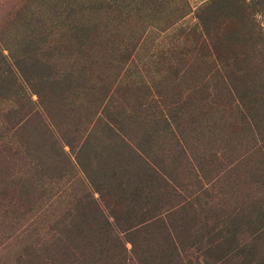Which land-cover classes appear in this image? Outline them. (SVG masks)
Listing matches in <instances>:
<instances>
[{
	"label": "rangeland",
	"instance_id": "374dc122",
	"mask_svg": "<svg viewBox=\"0 0 264 264\" xmlns=\"http://www.w3.org/2000/svg\"><path fill=\"white\" fill-rule=\"evenodd\" d=\"M210 1L0 0V83L11 81L14 93L20 94L15 99L20 96L23 103L35 102L36 96L24 82L19 79L20 85L15 84L10 74L15 73V61L25 59L27 67L34 66L27 77L43 76V71L51 82H63L52 101L45 98L42 108L33 107L36 116H32V124L40 125L42 137L45 132L48 138L53 134L59 138L75 128L85 136L103 121L104 107H109V114L118 115L126 139L133 142L143 135L152 118L167 112L183 113V134L189 143L184 145L186 154L192 163L196 158L205 163L209 182L202 188L210 192L208 200L221 209L219 214L245 206L244 216L239 218L242 223L253 211V222L244 220L245 231L237 237L248 240L254 234L253 223L264 214V143L254 128L251 136L241 119L242 104L233 109L237 97L228 95L208 57L195 48L190 33L198 26V11ZM233 1L237 0H221L216 6L219 17L215 26L220 37L237 27L230 18ZM261 15L257 13L256 19L264 22ZM234 52L233 62H242L246 70L245 80L257 83L251 89L256 98L264 91V74L259 78L247 69L264 56L249 44L235 46ZM240 86L237 95L241 97L244 86ZM9 105L12 103H0V264H28L24 245L45 236L42 228L41 234L30 230L34 228L32 220L17 219L10 211L11 182L24 175L31 179L35 172L31 159L24 163L23 154L13 155L17 143L1 118ZM262 122L264 126V117ZM171 143V138L158 135L153 144L156 154L171 155L172 151H167ZM183 164L185 180L194 182L189 165ZM63 173L66 177L60 183L44 187L52 193L61 190L70 194L69 198L64 194L61 200H43L42 205L62 209L81 193L84 178L80 171L70 167Z\"/></svg>",
	"mask_w": 264,
	"mask_h": 264
},
{
	"label": "trees",
	"instance_id": "16d2710c",
	"mask_svg": "<svg viewBox=\"0 0 264 264\" xmlns=\"http://www.w3.org/2000/svg\"><path fill=\"white\" fill-rule=\"evenodd\" d=\"M219 2L211 0L200 8L198 26L190 34L195 48L204 52L223 80L228 95L237 97L233 109L242 104L244 110L240 114L246 129L251 136L252 131L258 132L264 143V91L253 98L251 89L256 81L247 82L243 63L233 62L235 46L249 44L254 52L264 56V22L256 19L257 13L264 18V0H252L251 4L233 1L234 14L230 18L237 27L221 37L215 26ZM13 66V82L20 85L18 81L22 80L37 98L35 102L29 98L23 103L22 97L15 99L20 94L14 93L11 81L0 83V103H12L1 118L17 143L13 155L23 154L24 163L31 159L35 172L31 179L25 175L13 179L9 209L17 219L32 220L34 228L30 230L41 234L42 228L45 236L24 245L28 264H264V214L253 223L254 234L248 240H237L245 231L244 220L253 222V211L246 214L242 223L239 218L244 216L245 206L219 214L221 209L214 208L216 204L208 200L210 192L202 188L209 182L205 163L201 164L202 158L192 163L186 154L184 145L189 143L183 134V113L167 112L152 118L134 142L126 139L125 128L118 115L109 114V107L102 109L103 121L99 120L85 136H80V130L75 128L59 138L54 134L44 137L45 132L42 137L40 125L32 124V116H36L33 107L42 108L45 98L52 101L63 82H51L43 71V76L27 77L34 66L27 67L26 59L15 61ZM247 70L261 78L264 58ZM239 84L244 86V102L237 95ZM158 135L172 139L167 149L171 155L156 154L153 144ZM183 162L192 171V183L185 180ZM70 167L77 168L84 178L81 193L69 204L64 201L67 206L62 209L42 205L43 200L63 198L65 192L52 193L44 185L60 183L66 177L63 172ZM21 171L25 172L24 168ZM39 185L50 191H41ZM69 196L65 194L66 199ZM27 231V227L23 228L28 236Z\"/></svg>",
	"mask_w": 264,
	"mask_h": 264
}]
</instances>
